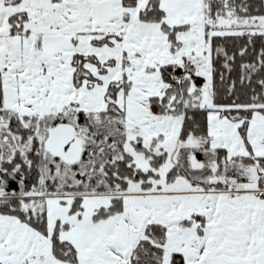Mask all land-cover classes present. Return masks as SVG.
Returning <instances> with one entry per match:
<instances>
[{
  "label": "snow or ice",
  "instance_id": "6c2138e0",
  "mask_svg": "<svg viewBox=\"0 0 264 264\" xmlns=\"http://www.w3.org/2000/svg\"><path fill=\"white\" fill-rule=\"evenodd\" d=\"M0 264H264V0H0Z\"/></svg>",
  "mask_w": 264,
  "mask_h": 264
}]
</instances>
